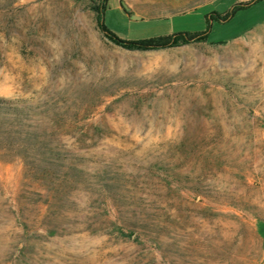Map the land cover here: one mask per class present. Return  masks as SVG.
<instances>
[{
	"label": "rangeland",
	"instance_id": "rangeland-1",
	"mask_svg": "<svg viewBox=\"0 0 264 264\" xmlns=\"http://www.w3.org/2000/svg\"><path fill=\"white\" fill-rule=\"evenodd\" d=\"M114 3L122 38L207 39L126 49L99 0H0V264H264V7Z\"/></svg>",
	"mask_w": 264,
	"mask_h": 264
},
{
	"label": "crops",
	"instance_id": "crops-1",
	"mask_svg": "<svg viewBox=\"0 0 264 264\" xmlns=\"http://www.w3.org/2000/svg\"><path fill=\"white\" fill-rule=\"evenodd\" d=\"M114 1H115L114 8L116 10L123 11L124 17L129 19H139V18H149V17H169L180 14H191L194 10L200 9L206 4H211L216 2H219L227 6L224 11L219 12L222 14L232 9L233 5L236 3L252 2L251 5H249L248 7L240 9V11L243 10V12L244 11L248 12L253 9L254 10L261 9L264 7V0H114ZM123 3L127 6L128 10H126L123 7ZM131 15H134L135 17ZM205 16L207 17V14ZM260 23H264V18H262ZM199 31H203V30H199ZM170 33H174V32H170ZM260 42H264V40ZM257 230L261 237L262 246H264V235L261 234V231L258 226H257Z\"/></svg>",
	"mask_w": 264,
	"mask_h": 264
},
{
	"label": "trees",
	"instance_id": "trees-1",
	"mask_svg": "<svg viewBox=\"0 0 264 264\" xmlns=\"http://www.w3.org/2000/svg\"><path fill=\"white\" fill-rule=\"evenodd\" d=\"M252 2L236 3L233 5L232 9L225 13L210 12L207 15L208 20L217 21H227L231 16H233L238 10L243 9L251 5ZM107 0H99L97 6H93V9L97 13V25L104 35L113 41L115 44L120 45L126 49H138V50H148V49H158L170 46H177L180 44H185L193 41L206 40L208 36V29L203 31H180L176 33H169L159 36L139 38V39H126L117 35L115 32L110 30L104 23V12L106 10Z\"/></svg>",
	"mask_w": 264,
	"mask_h": 264
},
{
	"label": "bare ground",
	"instance_id": "bare-ground-1",
	"mask_svg": "<svg viewBox=\"0 0 264 264\" xmlns=\"http://www.w3.org/2000/svg\"><path fill=\"white\" fill-rule=\"evenodd\" d=\"M251 51H261L264 50V42H254L251 45H249ZM257 59V58H256Z\"/></svg>",
	"mask_w": 264,
	"mask_h": 264
},
{
	"label": "water",
	"instance_id": "water-1",
	"mask_svg": "<svg viewBox=\"0 0 264 264\" xmlns=\"http://www.w3.org/2000/svg\"><path fill=\"white\" fill-rule=\"evenodd\" d=\"M123 7H124L126 10H128L127 6H126L124 3H123ZM131 16L135 17L134 15H131Z\"/></svg>",
	"mask_w": 264,
	"mask_h": 264
}]
</instances>
